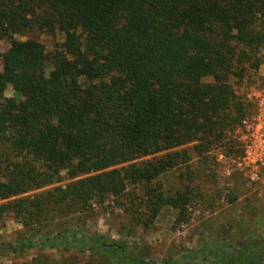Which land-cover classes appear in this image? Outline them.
<instances>
[{
  "label": "trees",
  "instance_id": "16d2710c",
  "mask_svg": "<svg viewBox=\"0 0 264 264\" xmlns=\"http://www.w3.org/2000/svg\"><path fill=\"white\" fill-rule=\"evenodd\" d=\"M263 22L264 0H0V41L8 40L0 53V213L23 227L0 255L36 248L74 250L91 264H260L261 245L240 237L154 263L78 222L181 164L176 152L139 159L192 144L205 165L243 117L246 105L228 82L243 77L245 63L258 65ZM31 32L59 33L62 42L46 53L35 39H13ZM7 84L17 99L3 97ZM143 201L151 219L155 207L179 211L188 199L149 190ZM53 220L58 227L48 230Z\"/></svg>",
  "mask_w": 264,
  "mask_h": 264
},
{
  "label": "rangeland",
  "instance_id": "374dc122",
  "mask_svg": "<svg viewBox=\"0 0 264 264\" xmlns=\"http://www.w3.org/2000/svg\"><path fill=\"white\" fill-rule=\"evenodd\" d=\"M260 32L264 36V22ZM13 39H35L46 53L53 52L62 42L59 33L50 36L31 32L13 36ZM7 49L8 40L0 41V53ZM256 51V68L254 61L247 62L243 66V77L231 78L228 82L235 99L246 105L243 117L237 124H230L225 129L221 148L220 145L212 146L203 157L205 165L191 151L192 144L139 159L137 163L159 160L176 152L180 154L181 164L161 174L148 190L128 187L123 197L93 207L78 222L81 229L124 243L154 263L178 259L196 250L203 241L240 237L261 245L260 264H264V192L250 188L236 165L241 157L242 122L248 123L253 113L252 105L245 101L243 95L252 88L264 89V39ZM203 82L209 83L210 80L205 79ZM3 97L17 99L11 84L6 85ZM65 183L68 181L55 186ZM52 187L34 190L19 197L35 195ZM149 190L154 194L160 192L165 199L174 198L178 193L186 196L188 202L179 211L169 205L155 207V214L148 219L143 209V200ZM45 225L48 230L58 227L54 220ZM21 232L23 227L20 222L0 213V244L14 242ZM0 264H91V261L74 250L34 248L17 256L0 255Z\"/></svg>",
  "mask_w": 264,
  "mask_h": 264
},
{
  "label": "built area",
  "instance_id": "2783aa9c",
  "mask_svg": "<svg viewBox=\"0 0 264 264\" xmlns=\"http://www.w3.org/2000/svg\"><path fill=\"white\" fill-rule=\"evenodd\" d=\"M243 98L253 113L248 123L242 122L241 157L236 165L250 188L264 192V89L252 88Z\"/></svg>",
  "mask_w": 264,
  "mask_h": 264
}]
</instances>
